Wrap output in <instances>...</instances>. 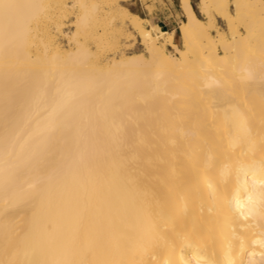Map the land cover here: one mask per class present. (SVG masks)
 I'll list each match as a JSON object with an SVG mask.
<instances>
[{
  "label": "bare ground",
  "instance_id": "obj_1",
  "mask_svg": "<svg viewBox=\"0 0 264 264\" xmlns=\"http://www.w3.org/2000/svg\"><path fill=\"white\" fill-rule=\"evenodd\" d=\"M140 1L0 0V264H264V0Z\"/></svg>",
  "mask_w": 264,
  "mask_h": 264
},
{
  "label": "rangeland",
  "instance_id": "obj_2",
  "mask_svg": "<svg viewBox=\"0 0 264 264\" xmlns=\"http://www.w3.org/2000/svg\"><path fill=\"white\" fill-rule=\"evenodd\" d=\"M134 2V3H133ZM131 3H133L135 6L132 8L133 12H137V14H139L142 17H145L144 14H147V11L145 9V6L142 4V2L140 0H131ZM136 7V8H135ZM178 13H181V10L179 9V7L177 8ZM146 12V13H145ZM156 18L160 21V22H164L166 23V19L164 18V16L159 15L158 17L156 16ZM179 25V20L176 19L175 17H173L171 19V24H170V30L172 28L176 29L177 34H176V42L179 43L180 42V38H179V32L177 30V27ZM172 26V27H171Z\"/></svg>",
  "mask_w": 264,
  "mask_h": 264
}]
</instances>
